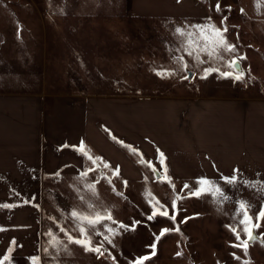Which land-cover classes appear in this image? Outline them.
<instances>
[{"label":"rangeland","instance_id":"obj_1","mask_svg":"<svg viewBox=\"0 0 264 264\" xmlns=\"http://www.w3.org/2000/svg\"><path fill=\"white\" fill-rule=\"evenodd\" d=\"M59 2L67 6L69 0H0V42H21L22 36L38 34ZM203 2L207 15L200 18H110L113 28L105 36L110 42L101 50L103 59L109 60L106 66L110 72L107 78L91 80L94 91L193 99L264 97V20L244 16L234 0ZM213 27L226 29L222 37L235 47L234 52L214 44L204 49L201 30L211 36ZM177 29L184 35L177 33ZM189 33L194 41L190 47ZM232 60H237L239 70L230 66ZM225 72L231 75L225 77L222 75ZM237 74L242 75L240 80L233 78ZM9 82L0 76V88ZM55 126L51 128L56 132L53 135L61 140L78 137L79 122L70 129ZM68 146L64 143L57 151L53 148L48 151L53 156L44 176L43 250L38 264H134L144 256L150 259L143 264H264V219H257L264 209V190L260 184L251 181L228 184L225 179L206 178L210 183L201 186L200 180L170 175L162 165L149 167L127 146L126 151L141 164L144 175L137 181H124L100 159L93 163L84 156L79 151L80 145ZM84 151L96 158L86 147ZM153 169L159 173L158 177ZM85 172L87 175H82ZM201 187L206 189L203 194H192ZM216 188L220 193L215 192ZM241 203L248 206L249 227L259 225L252 228L257 237L249 242L247 253L242 247H233L248 238L241 224L244 215ZM73 211L83 216L110 214L111 220L88 229L92 246L103 244V255L69 241V236L84 239L71 217ZM153 211L157 215L149 220ZM162 211L167 215H160ZM171 216H175V221ZM165 228L169 231L157 242L155 237ZM0 261L32 264L31 259L0 258Z\"/></svg>","mask_w":264,"mask_h":264},{"label":"crops","instance_id":"obj_2","mask_svg":"<svg viewBox=\"0 0 264 264\" xmlns=\"http://www.w3.org/2000/svg\"><path fill=\"white\" fill-rule=\"evenodd\" d=\"M234 3L244 16L264 20V0ZM63 5L55 4L38 34L0 42V76L10 80L0 88V258L41 255L44 176L53 156L48 151L64 143L83 142L124 181L144 175L127 146L140 161L162 165L178 179L235 176L264 190V97L193 99L93 89L91 80L110 72L101 54L110 42V18H200L207 15L203 0ZM78 122L76 140L53 135L52 126L70 129Z\"/></svg>","mask_w":264,"mask_h":264},{"label":"snow or ice","instance_id":"obj_3","mask_svg":"<svg viewBox=\"0 0 264 264\" xmlns=\"http://www.w3.org/2000/svg\"><path fill=\"white\" fill-rule=\"evenodd\" d=\"M217 10L219 11V5H217ZM176 31L179 34L184 35V33H182L180 29H177ZM223 31H226V29L221 30V29H217V28L213 27L211 29V36H208V35H206L204 33L203 30H201L200 37H201L202 40L205 41L204 49L206 50L209 44H214L216 47L222 46L225 50L234 52L235 51V47L232 46V45L227 44L225 42V40L223 39V37H222V32ZM187 43H188L189 47L194 43V41L192 39V34H190V33L188 34V42ZM191 54H192L191 51H189L188 55H191ZM209 55H211V53H209ZM229 63H230V66L235 67V65L237 64V60H232ZM209 71H212V70H209ZM207 74L208 73L206 72V75ZM158 75H162V74L158 73ZM222 75L225 76V77H228V76L231 75V73L225 72ZM233 78L235 80H240L242 78V75L241 74H237ZM79 151H81L83 153V155L86 156L89 160H92L93 163H95L96 160L100 159L99 157L93 158L86 151H84L83 142H81ZM160 155H161L160 162H161V164H163V154L161 153ZM104 166L105 167H109L107 164H105ZM148 166L151 167L150 162L148 163ZM94 170L95 169H89V171H94ZM153 171H155V169H153ZM114 174H118V169L114 171ZM82 175H87V173L86 172L82 173ZM164 179L167 180L168 178L164 177ZM225 182L228 183V184H233V183L236 182V177L233 176L231 178H226ZM198 183L201 186H203V185L209 184L210 182H208L206 180H200V181H198ZM126 184H127V182H125V185ZM185 187H187V185H185ZM90 188H91V186H90ZM205 191H206V189L201 187V188L197 189L195 192H193L192 194L196 195V196H200ZM215 192L216 193H220V189L216 188ZM4 207H8V206L4 205ZM173 208H175V201H173ZM247 208H248V206L245 205L244 203L240 204V209L243 210V212H244L243 219L241 220V224L244 225V231L247 234L248 239L242 241V243L233 245V247H242V249H243V251L245 253H247V248H248L249 242L255 239V237L253 236V233H252V228L259 227L258 224L252 225L251 228L249 227V217L247 215ZM159 214L160 215H167V212L166 211H162ZM156 215H157V212L153 211V214L151 216H149L148 219L152 220L153 217H155ZM71 217H72V219L74 221L77 222V224L79 226L80 235L82 237H84V239H73L71 236H69L68 237L69 241L71 243H75V244L80 245L86 251H92V252L97 253L98 255H103V252L101 251V248L103 247V244L101 243L99 246L93 247L92 246V242H91V235L89 234L88 229H96L98 225L102 226L103 222L105 220H111L110 214L96 213V214H94L92 216H83V215L77 213L76 211H73L71 213ZM169 218L172 219L173 221H175V216H171ZM257 219L258 220L259 219H264V209L260 210V212H259V214L257 216ZM135 223H137V222H134V225H135ZM85 225H87V227H85ZM121 227L127 229L128 226L121 225ZM133 228H134V226H133ZM0 231H3V229H0ZM107 231H112V230L111 229H107ZM168 231H169V229H167V228L162 229L160 234L155 237V240L158 242L161 239V237H163ZM177 231H178V229H177ZM232 231L235 233L234 229ZM96 234L99 235V232H96ZM236 238H237L238 241L240 240L239 234H236ZM108 242L111 243V240L109 239ZM12 243L15 244V241H13ZM155 247H156V244L153 243L151 245V248L153 249V253H152L153 255L155 254ZM9 250L11 251V249H9ZM177 255H180V253H177ZM7 259H8V257L5 256L4 260H7ZM148 259H150L149 256H144L142 258H139L137 261H135L134 264H143V261L148 260ZM0 264H3V262L0 261ZM32 264H38V258H35V257L32 258Z\"/></svg>","mask_w":264,"mask_h":264},{"label":"water","instance_id":"obj_4","mask_svg":"<svg viewBox=\"0 0 264 264\" xmlns=\"http://www.w3.org/2000/svg\"><path fill=\"white\" fill-rule=\"evenodd\" d=\"M235 68L237 69V70H239V64H238V62H237V64L235 65ZM190 72L188 73V76H190ZM155 172V175L158 177L159 176V173L155 170L154 171ZM252 233H253V236L256 238L257 236H256V234H255V232H254V229H252ZM248 239V238H247ZM251 242V241H250Z\"/></svg>","mask_w":264,"mask_h":264}]
</instances>
